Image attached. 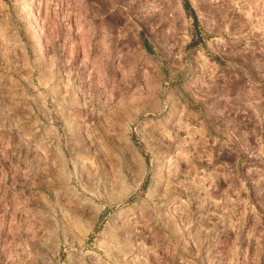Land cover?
I'll return each mask as SVG.
<instances>
[{"label":"rangeland","instance_id":"374dc122","mask_svg":"<svg viewBox=\"0 0 264 264\" xmlns=\"http://www.w3.org/2000/svg\"><path fill=\"white\" fill-rule=\"evenodd\" d=\"M0 264H264V0H0Z\"/></svg>","mask_w":264,"mask_h":264},{"label":"bare ground","instance_id":"6f19581e","mask_svg":"<svg viewBox=\"0 0 264 264\" xmlns=\"http://www.w3.org/2000/svg\"><path fill=\"white\" fill-rule=\"evenodd\" d=\"M34 17V16H33ZM166 195V194H165ZM80 212V211H79ZM160 218V217H159ZM159 239V238H158Z\"/></svg>","mask_w":264,"mask_h":264}]
</instances>
